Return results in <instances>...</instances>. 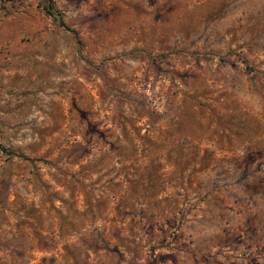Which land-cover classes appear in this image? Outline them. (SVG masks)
Listing matches in <instances>:
<instances>
[{
    "label": "rangeland",
    "instance_id": "1",
    "mask_svg": "<svg viewBox=\"0 0 264 264\" xmlns=\"http://www.w3.org/2000/svg\"><path fill=\"white\" fill-rule=\"evenodd\" d=\"M0 0V264H264V0Z\"/></svg>",
    "mask_w": 264,
    "mask_h": 264
},
{
    "label": "trees",
    "instance_id": "2",
    "mask_svg": "<svg viewBox=\"0 0 264 264\" xmlns=\"http://www.w3.org/2000/svg\"><path fill=\"white\" fill-rule=\"evenodd\" d=\"M44 11L54 21L58 22L61 26L63 25V22L59 17V14H57L56 11L53 10V5L51 4L50 0H47V4L44 6ZM0 151L4 153H8V151L3 147H0Z\"/></svg>",
    "mask_w": 264,
    "mask_h": 264
}]
</instances>
